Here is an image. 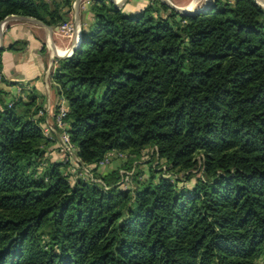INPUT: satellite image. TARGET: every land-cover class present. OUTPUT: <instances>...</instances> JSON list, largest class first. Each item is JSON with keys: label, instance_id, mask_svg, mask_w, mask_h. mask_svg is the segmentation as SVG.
I'll return each mask as SVG.
<instances>
[{"label": "trees", "instance_id": "1", "mask_svg": "<svg viewBox=\"0 0 264 264\" xmlns=\"http://www.w3.org/2000/svg\"><path fill=\"white\" fill-rule=\"evenodd\" d=\"M72 2L0 0V23L59 28ZM89 12L51 78L101 184L64 175L42 97L0 90V264H264V9L90 0ZM112 152L124 158L101 173Z\"/></svg>", "mask_w": 264, "mask_h": 264}, {"label": "crops", "instance_id": "2", "mask_svg": "<svg viewBox=\"0 0 264 264\" xmlns=\"http://www.w3.org/2000/svg\"><path fill=\"white\" fill-rule=\"evenodd\" d=\"M257 1L264 9V0ZM117 2L114 0L116 4L122 3L120 8H124L127 13L135 14L145 9L150 0H118ZM193 2L194 0L187 6ZM204 4L205 0H196L193 10L202 8ZM89 8L90 0H73L68 23L74 26L76 31L78 27L79 31L78 33L75 31L72 37L64 36L59 28L49 27L42 22L40 25L31 18L28 20H7V18L3 21V26H1L2 22L0 23V90L7 94L8 100L21 98L27 101L28 95L33 93L43 98L45 107L49 108L48 112L53 111L58 101V92L51 78L55 67L52 65V60H56L58 56L65 57V53L72 50L82 27H87L92 20ZM19 42L26 44L22 50H10L13 44ZM116 166L117 163L113 162L100 169V172L105 174Z\"/></svg>", "mask_w": 264, "mask_h": 264}, {"label": "built area", "instance_id": "3", "mask_svg": "<svg viewBox=\"0 0 264 264\" xmlns=\"http://www.w3.org/2000/svg\"><path fill=\"white\" fill-rule=\"evenodd\" d=\"M3 25L4 22H2L1 26ZM59 29L64 36L68 37H72L76 31V28H74V26H72L70 23L62 25L61 27H59ZM78 31L79 28L77 27L76 32L78 33ZM64 56L67 58L70 57L71 51H67ZM52 65H55V60H52ZM55 106L56 113H54V108L53 111L48 112L49 108L45 107V124L42 128V133L44 137L48 139L56 138V147L58 148L59 156L64 163H68L69 165V169L65 172L64 175H69L71 177V180L82 179L92 183L101 184V181L94 178L92 174L91 170L93 167L84 165L77 157L76 149L70 141L69 135L66 131L67 124L64 121L67 114L66 101L64 99H58ZM114 158L123 159L124 156L115 152L109 153L105 157V159L99 163L98 168L102 169L104 167H107L110 164V161ZM121 173L123 172L121 171Z\"/></svg>", "mask_w": 264, "mask_h": 264}, {"label": "water", "instance_id": "4", "mask_svg": "<svg viewBox=\"0 0 264 264\" xmlns=\"http://www.w3.org/2000/svg\"><path fill=\"white\" fill-rule=\"evenodd\" d=\"M109 2H111V3H113L116 7H118V8H120L123 4L121 3V4H116V3H114V0H108ZM78 2V1H77ZM76 2V3H77ZM161 2L162 3H164V4H166V5H168L169 7H171L172 9H174L176 12H178L179 14H181V15H183V16H188V15H192V14H195V13H198V12H202V11H204L205 9H207L208 8V6L210 5V3H211V0H207L206 2H205V4L202 6V8H200V9H196V10H193V11H191V10H187V9H185V8H179V7H176V6H174V5H172L171 3H169L168 2V0H161ZM255 2H256V4L257 5H259V6H261L259 3H258V1L257 0H255ZM75 3V4H76ZM28 20V18H25V17H20V16H11V17H9L7 20ZM34 22H36V23H39L40 25H41V22H39V21H36V20H34ZM80 42H81V34L79 33L78 34V36H77V39H76V41H75V45H74V47L72 48V50H71V54L80 46ZM0 50H1V45H0ZM63 58H67V57H60V56H58L57 57V59H63ZM56 90H57V92H58V94H59V91H58V88L56 87Z\"/></svg>", "mask_w": 264, "mask_h": 264}, {"label": "rangeland", "instance_id": "5", "mask_svg": "<svg viewBox=\"0 0 264 264\" xmlns=\"http://www.w3.org/2000/svg\"><path fill=\"white\" fill-rule=\"evenodd\" d=\"M115 1L117 2L118 0ZM191 1L192 0H168L169 3H171L172 5L175 4V6L179 8H185L187 5L190 4Z\"/></svg>", "mask_w": 264, "mask_h": 264}, {"label": "bare ground", "instance_id": "6", "mask_svg": "<svg viewBox=\"0 0 264 264\" xmlns=\"http://www.w3.org/2000/svg\"><path fill=\"white\" fill-rule=\"evenodd\" d=\"M207 0H205V2H206ZM195 4H196V0H194V2L190 5V6H187V7H185V9H187V10H193V8H194V6H195ZM58 53H60L59 51H58ZM57 53V54H58ZM60 55V54H59Z\"/></svg>", "mask_w": 264, "mask_h": 264}]
</instances>
